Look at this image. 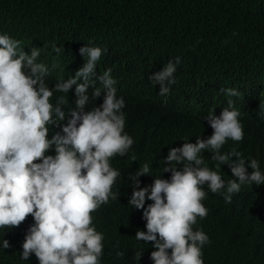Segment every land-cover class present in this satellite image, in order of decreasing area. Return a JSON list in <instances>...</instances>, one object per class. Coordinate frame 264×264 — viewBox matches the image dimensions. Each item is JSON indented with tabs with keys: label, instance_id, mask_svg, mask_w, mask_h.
I'll return each instance as SVG.
<instances>
[{
	"label": "trees",
	"instance_id": "obj_1",
	"mask_svg": "<svg viewBox=\"0 0 264 264\" xmlns=\"http://www.w3.org/2000/svg\"><path fill=\"white\" fill-rule=\"evenodd\" d=\"M3 33L19 40L25 54L40 48L37 62L48 67L50 88L74 77L83 66L81 47L101 48L96 73L111 69L117 96L124 98L125 131L134 144L127 156L110 161L121 171L112 188L119 191L118 200L96 210L98 232L104 235L101 264H137L140 251L138 264H153L152 242L146 245L135 239L138 230L146 231V222L142 209L128 207L132 194L128 176L147 162L152 175L169 179L171 173H162L169 149L195 143L198 136L210 137L213 130L204 117L212 109L219 116L228 99L240 112L244 135L240 142L226 141L221 151L235 148L245 159H257L264 171V118L257 115L264 103V0H0ZM53 44L61 48L59 54ZM177 56L181 63L174 73L176 83L167 96H160L159 85L148 77ZM221 88H235L240 95L215 96L213 89ZM74 89L75 85L67 96L70 104ZM60 95L65 94L54 93L51 102ZM102 101L98 98L96 106ZM94 106L90 100L87 107ZM58 130H50L48 138ZM203 156L209 163L211 154ZM220 174L224 180L233 179L226 165H221ZM154 176L140 177L141 187L151 185ZM207 196L202 203L210 216L198 217L193 225L210 240L202 249L204 264H264V185L242 186L230 204L221 194ZM148 204L146 199L145 207ZM22 223L20 233L18 227L0 229V240L10 245L0 247V264H38L34 254L27 261L20 258L33 219L29 215Z\"/></svg>",
	"mask_w": 264,
	"mask_h": 264
},
{
	"label": "clouds",
	"instance_id": "obj_2",
	"mask_svg": "<svg viewBox=\"0 0 264 264\" xmlns=\"http://www.w3.org/2000/svg\"><path fill=\"white\" fill-rule=\"evenodd\" d=\"M52 48L61 52L55 44ZM22 49L19 40L0 34V229L12 230L30 215L33 223L21 245V260L34 254L38 264H101L104 235L96 230L90 214L120 195L112 188L121 171L110 161L127 156L134 144L125 131L124 98L117 96L111 69L96 73L102 56L99 47H81L83 66L74 77L51 88L46 84L48 67L37 62L40 48H32L30 54ZM180 63L177 56L148 77L154 86L159 85L158 95L169 94ZM74 85L75 100L70 104L67 96ZM54 93L65 95L52 103ZM218 93L240 95L235 88H221ZM90 100L95 106L89 109ZM257 115L264 118V103L259 104ZM239 116L231 99L219 116L214 109L208 111L204 119L212 135L170 148L162 160L167 165L162 173H171L169 179L152 175L147 162L129 174L128 207L142 209L146 222V231L138 230L135 239L146 245L152 242L153 264H204L202 249L210 240L202 229L193 230V225L207 215L202 203L205 189L221 194L230 204L242 186L264 185L257 159H245L235 148L221 151L228 140L242 141ZM53 128L59 130L48 138ZM49 151L54 155H47ZM205 152L218 170L207 166ZM130 159L136 161L134 153ZM221 165L230 169L233 179L222 178ZM142 176H154L151 185L141 187ZM146 199L151 201L147 207ZM9 246L8 240H0V247ZM136 256L138 264L142 251Z\"/></svg>",
	"mask_w": 264,
	"mask_h": 264
},
{
	"label": "bare ground",
	"instance_id": "obj_3",
	"mask_svg": "<svg viewBox=\"0 0 264 264\" xmlns=\"http://www.w3.org/2000/svg\"><path fill=\"white\" fill-rule=\"evenodd\" d=\"M213 94L215 95V96H218L219 95V93H218V91H217V89H213ZM51 130V129H50ZM52 153H54V152H52ZM205 159V158H204ZM205 163H207V164H209V165H212V166H214V162L210 159V162L208 163V161L206 162V160H205ZM229 175H230V173H229ZM233 177V176H232ZM234 178V177H233ZM225 181H227V179H225ZM207 197L209 198L210 196H211V193L210 192H207ZM207 198V199H208ZM110 201L111 202H114V201H116V200H111L110 199ZM150 203H151V201H149ZM127 203V202H126ZM106 206V205H105ZM102 210V209H101ZM97 215V211H94V212H92L91 213V216H92V220H93V224H94V226H95V228H96V230L97 231H101V229H100V225H99V222L98 223H96L97 222V220H96V216ZM210 216V212L209 213H207V215H206V217H209ZM220 222H222V221H219V223ZM23 228H24V225H23V223H21V225L20 226H18V232H19V230L21 231V230H23ZM196 228V227H195ZM20 233V232H19ZM218 257H216L215 256V259H217ZM219 260H220V258H218Z\"/></svg>",
	"mask_w": 264,
	"mask_h": 264
}]
</instances>
